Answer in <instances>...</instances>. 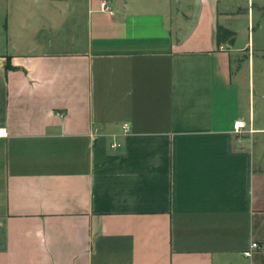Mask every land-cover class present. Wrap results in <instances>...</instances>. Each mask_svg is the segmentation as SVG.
I'll use <instances>...</instances> for the list:
<instances>
[{"label":"crops","instance_id":"obj_1","mask_svg":"<svg viewBox=\"0 0 264 264\" xmlns=\"http://www.w3.org/2000/svg\"><path fill=\"white\" fill-rule=\"evenodd\" d=\"M36 1L0 0V264H264L248 50L217 43L254 0Z\"/></svg>","mask_w":264,"mask_h":264},{"label":"rangeland","instance_id":"obj_2","mask_svg":"<svg viewBox=\"0 0 264 264\" xmlns=\"http://www.w3.org/2000/svg\"><path fill=\"white\" fill-rule=\"evenodd\" d=\"M263 1V2H262ZM11 10L20 12L23 5L30 7L32 14H40L36 0H10ZM27 3V4H26ZM261 3V4H260ZM264 0H254L252 28H249L248 17H237L234 21L237 47L248 50L241 55L242 62H235L236 76L234 81L239 85L245 111V119L249 120L250 101L255 118V127L264 128ZM175 6V4H173ZM248 5H246V9ZM241 15H247L241 12ZM29 31L27 30V33ZM21 40L26 41L23 36ZM250 57V59H249ZM264 143V134L258 135ZM258 146H262L258 144Z\"/></svg>","mask_w":264,"mask_h":264},{"label":"built area","instance_id":"obj_3","mask_svg":"<svg viewBox=\"0 0 264 264\" xmlns=\"http://www.w3.org/2000/svg\"><path fill=\"white\" fill-rule=\"evenodd\" d=\"M102 10H103V12H106L110 15H114V11L109 6L108 2L102 3ZM123 128H124L125 133H128L130 131V127L127 124H125ZM254 133H255V130L252 128V126L248 127V124L244 120L238 121L235 125V134L239 137L242 135H253ZM6 136H7L6 130L0 129V138H4ZM111 147H112V149H117L118 147H120V145L112 144ZM258 247H259L258 244L255 243L251 246V249H256ZM244 255L246 257H251L252 251H250V250L246 251V252H244Z\"/></svg>","mask_w":264,"mask_h":264},{"label":"trees","instance_id":"obj_4","mask_svg":"<svg viewBox=\"0 0 264 264\" xmlns=\"http://www.w3.org/2000/svg\"><path fill=\"white\" fill-rule=\"evenodd\" d=\"M236 34L224 27H218L217 29V43L219 46L223 44L234 45Z\"/></svg>","mask_w":264,"mask_h":264}]
</instances>
